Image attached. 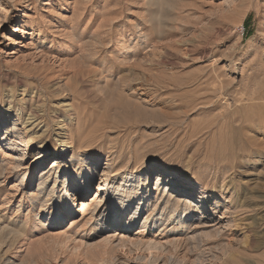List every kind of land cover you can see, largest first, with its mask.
Here are the masks:
<instances>
[{"label": "rangeland", "instance_id": "rangeland-1", "mask_svg": "<svg viewBox=\"0 0 264 264\" xmlns=\"http://www.w3.org/2000/svg\"><path fill=\"white\" fill-rule=\"evenodd\" d=\"M2 110L19 152L0 144V264H264V0H0ZM40 143L53 152L23 196L27 170L2 174ZM160 165L194 197L213 187L217 207L208 194L202 222L185 195L162 210L150 177L133 228L100 226L133 195L124 182Z\"/></svg>", "mask_w": 264, "mask_h": 264}, {"label": "bare ground", "instance_id": "bare-ground-1", "mask_svg": "<svg viewBox=\"0 0 264 264\" xmlns=\"http://www.w3.org/2000/svg\"><path fill=\"white\" fill-rule=\"evenodd\" d=\"M126 37V36H125ZM133 37L132 35H129L128 36V39H126L125 41L123 42H127L129 40H132ZM123 40V38H122ZM122 42V43H123ZM124 44V43H123ZM122 45V44H121ZM136 51V50H135ZM205 56V54H204ZM70 87V86H69ZM34 112V111H33ZM9 115H10V112L8 110H2L0 111V144L2 143L3 145H8L6 146V151L8 152H2V154H8L11 150V149H14L16 150V152H19V150L17 149V147H15V145H17L18 143L15 142V139L17 137H15L16 135V132L12 131V128L9 127V125H7L6 123L9 121ZM31 115V114H30ZM34 115V114H33ZM64 121V120H63ZM15 126V125H14ZM13 126V130L16 129L15 127ZM70 126V125H69ZM76 126V125H75ZM59 128H62L60 126V122L58 124V127L57 129ZM78 129V128H77ZM20 133V131H17ZM70 132V131H69ZM7 136L9 137H12V138H7ZM73 138V137H72ZM27 143V142H26ZM63 142L60 141V144H62ZM1 146V145H0ZM8 147V148H7ZM22 150V149H21ZM53 149L47 145L46 143H40L38 148L34 149L31 153L26 151L24 153H22V155L20 156L19 159H15V158H9L7 159V162H6V170H4V173L2 174L3 175V178H5L7 175L9 176L12 172L16 173L17 169L18 168H22L24 167L26 171L25 173V176L22 178V180L15 186L16 190L19 191V194L23 195L24 196V189L25 188H22V185L25 183V179H26V176L28 174V171H29V168L30 167H34L37 171H38V174L36 176H39V186L42 184V180L44 179V173L42 172L43 171V166L45 164V161L47 158H49L50 154H52V151ZM57 151V154H56V159H60L64 156V150L62 149V147L58 149H54V151ZM81 154V153H80ZM77 157V156H76ZM25 158L27 159L26 161H23L25 160ZM78 158V157H77ZM86 158V157H85ZM73 161H76L75 157L72 156L70 158V164H72ZM79 161V160H78ZM84 162V161H83ZM115 159L113 160V165L118 167L119 164L116 163L115 164ZM92 163V162H91ZM56 164H60V165H64L63 163H56ZM74 164V163H73ZM77 165V164H76ZM9 166H12V167H9ZM26 166V167H25ZM58 167H55L54 169L57 171V169H59V165H57ZM91 166H96V161L95 163H93ZM87 167V165L83 164L81 167H77L78 168V175L82 174V171L83 169ZM110 167V168H109ZM92 168V167H91ZM115 169L111 166H106L104 169H103V172H102V175L105 176V180H103L104 184L106 183V185L104 186H109L110 183H107L108 180H111L113 179L112 175H111V171H108V169ZM13 169L15 171H13ZM50 170H53V166L50 168ZM75 170V169H74ZM120 170V169H119ZM88 169L86 170V173H85V177H89V173H87ZM169 170L163 166V165H160L158 166L157 168H153L151 170H145L140 176H138L135 180L131 179L130 181H125L124 182V185L126 188L132 190V194L133 195H130L129 197L127 196V201L125 204L122 205V207H120V211H118L116 214H113V215H107L105 218H104V221L100 224V226L102 225V227L104 225L107 224V227L106 229L109 230L110 227H116L117 223L118 222H121V218H124V220L126 221V224L124 225V228L126 226H130V229L133 228L135 226V224L133 223V221L135 220V216L134 215H130L131 212H132V204L133 202L135 201V204L137 205L136 207V211H140L142 210V207H143V204L141 201H149L150 199L153 198V196L155 195H152V189L150 188V184H151V180L150 177H152V180L154 178V180H156L155 182V185H159V183L161 184V180H162V183L164 181V184H163V193H162V197H163V208L162 210H166L167 208L171 207L172 211L175 213L176 211H179L180 207V204L181 203H186L185 201H182L181 197L179 195H185V196H188L189 199H190V204L188 206V209H187V212H186V216L185 218L188 217V220L189 222H191L194 218L195 219V215L196 214H199V216L196 215V219H198L199 221H201L202 217H204L205 215V210H204V207L207 206V195L211 194L212 197L214 198L213 199V207L216 208L217 206V198H219L218 196V193H215V191L213 190L214 188L212 187H208V186H199L198 187V197H194L192 196V194L189 192V189L190 186H191V181L190 180H187L185 177L181 176V175H178L177 173H174V172H168ZM42 172V173H41ZM75 172V171H74ZM81 172V173H80ZM92 174V173H91ZM77 175V176H78ZM1 176V175H0ZM91 177V176H90ZM162 177V178H161ZM167 177H168V180H167ZM82 178V177H81ZM123 178V177H122ZM134 178V177H133ZM75 179V178H74ZM93 179V178H92ZM124 179V178H123ZM46 180V179H45ZM48 180V179H47ZM76 180V179H75ZM166 180V181H165ZM56 181V179L54 180V182ZM123 181V180H122ZM182 181L185 182L186 184V187L185 185L183 186V184L181 183ZM77 183V182H76ZM30 184V182H26L25 183V187H28V185ZM65 184V183H64ZM76 185V184H75ZM92 180H90V178L84 182V184L78 186V190L76 192V194L78 193V195L76 197H81V195L83 194V192H87L89 191L92 187ZM38 186V187H39ZM120 186V185H119ZM102 187V186H101ZM101 187L98 186V190H101ZM188 187V188H187ZM42 188V187H40ZM159 186H156L155 190H158ZM188 189V190H187ZM228 189V188H227ZM10 190V189H9ZM212 190V191H211ZM224 190H226V188L224 186H222L221 188V192H223ZM208 191V192H207ZM41 192V191H40ZM127 192V191H126ZM130 192V191H129ZM130 192V193H131ZM231 192V191H230ZM248 192V191H247ZM125 193V192H124ZM129 193V194H130ZM223 196V195H222ZM123 199V197H122ZM121 199V200H122ZM171 199H175L174 202L171 203ZM238 199V198H237ZM245 199V198H244ZM248 199V198H247ZM75 200V198H74ZM74 200L72 199H67L66 201V205L64 206L65 209L64 210H60L61 213H65L66 216L71 214L70 213V205L74 202ZM185 200V199H184ZM33 201L34 202H37V198H33ZM160 201V200H159ZM81 202V205L82 206H85L83 205L82 201ZM192 202V203H191ZM243 202V201H242ZM249 203V201H248ZM247 203V204H248ZM63 204V203H62ZM134 204V205H135ZM187 204V203H186ZM231 204V203H230ZM31 205H33V203H30L28 202V206L30 207ZM74 206V205H73ZM157 206V205H155ZM210 206V205H209ZM241 207L243 205H240ZM158 207V206H157ZM240 207V208H241ZM249 207V206H247ZM246 207V208H247ZM83 208V207H82ZM187 208V206H186ZM185 208V209H186ZM245 208V206H244ZM63 209V208H62ZM185 209H184V213H185ZM243 209V208H241ZM213 210V209H212ZM225 212V211H224ZM230 212V211H229ZM115 213V212H114ZM231 213V212H230ZM192 214V215H191ZM140 215V217H143V213L142 211L138 214ZM152 215V214H151ZM54 218H56V216H54ZM53 217L50 219L51 222H54V219ZM171 218V216H170ZM175 218H178L177 216ZM173 219V218H172ZM255 220V219H254ZM60 221V220H59ZM202 222V221H201ZM260 223V222H259ZM174 224V223H173ZM195 223H192L191 225V229L190 230H194V228H197L198 226L194 225ZM1 225V224H0ZM11 225V224H9ZM14 225V224H12ZM175 225V224H174ZM10 228V226H8ZM8 227H6L7 229H5L4 226H0V241L3 239L2 238V234H4V232L7 230V232L11 229H9ZM13 227V226H12ZM11 227V228H12ZM15 227L12 228V230L14 229ZM14 231V230H13ZM11 231V232H13ZM187 232V228L186 230H183V233L184 232ZM189 231V229H188ZM185 232V233H186ZM14 234V233H12ZM262 234V233H261ZM16 235V234H15ZM14 235V236H15ZM117 235V234H116ZM186 235V234H185ZM10 236V235H9ZM12 236V235H11ZM126 236V234L124 235L123 233H120V235H117L116 237H118V239H120V241L122 242H125L128 237L124 238ZM15 238V237H14ZM15 241V240H14ZM194 241V240H193ZM4 242V240H3ZM4 247V246H3ZM10 247V246H9ZM105 251L106 253L109 255V254H116V253H119V251L112 247V246H109V247H105ZM5 264V263H3Z\"/></svg>", "mask_w": 264, "mask_h": 264}]
</instances>
